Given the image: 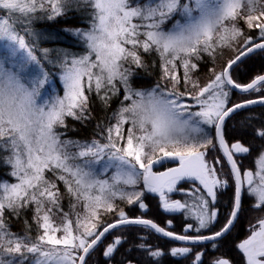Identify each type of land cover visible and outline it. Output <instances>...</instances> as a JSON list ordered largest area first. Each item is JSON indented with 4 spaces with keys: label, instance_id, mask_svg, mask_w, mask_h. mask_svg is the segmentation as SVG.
<instances>
[{
    "label": "snow or ice",
    "instance_id": "6c2138e0",
    "mask_svg": "<svg viewBox=\"0 0 264 264\" xmlns=\"http://www.w3.org/2000/svg\"><path fill=\"white\" fill-rule=\"evenodd\" d=\"M72 12L88 27L62 31L76 38L83 51L38 49L39 40L59 37L37 31V22ZM245 27L256 35H246ZM225 51L236 54L217 71V58ZM153 53L167 83L134 87L136 70L147 72L144 56ZM205 57L213 67L211 79L201 86L194 73ZM252 57L264 58V0H0V169H5L0 176V264H94L101 248L106 264H112L133 235L139 242L126 252L142 250L147 259L123 256L121 264H160L165 255L192 256V264H205L203 247L208 242L213 251L221 246L245 198L262 215L236 248L245 264H264V121L256 125L243 116L233 128L240 138L232 142L225 128L226 119L264 106V74L243 84L233 78ZM45 63L59 68L63 95L49 90L54 74ZM233 91L260 95L229 105ZM93 93L105 113L114 98L119 107L96 122L99 139L67 137V118L81 123L95 118ZM247 137L251 140L244 142ZM253 148L254 169L244 168L238 158L251 155ZM209 149L220 151L227 171L219 156L209 158ZM165 161L176 166L154 171ZM230 180L232 205L221 223L218 193ZM182 182L190 187H178ZM146 193L157 195L164 212L183 216L182 233L168 230L171 220L161 226L130 216L121 206L147 212ZM28 211L31 223L25 216L23 233L13 232L9 215L20 219ZM140 229L180 243L165 252L147 243ZM194 246L202 250L193 253ZM207 264L235 262L214 256Z\"/></svg>",
    "mask_w": 264,
    "mask_h": 264
},
{
    "label": "trees",
    "instance_id": "16d2710c",
    "mask_svg": "<svg viewBox=\"0 0 264 264\" xmlns=\"http://www.w3.org/2000/svg\"><path fill=\"white\" fill-rule=\"evenodd\" d=\"M37 31L46 32V33H55L59 37L58 39H43L37 42L38 49L40 48H65L74 53H80L83 51L82 44L70 34L64 33L62 30L65 28H87L88 23L86 20L82 19L80 14L76 12L69 13L68 16L64 18H58L54 21H39L35 25ZM245 34L246 35H256L255 30H248L245 27ZM26 39H28L26 37ZM228 51H225V54L222 58H217V63L215 65L216 70H218L222 63H224L225 56L227 55ZM38 57H41L42 54L39 50L35 53ZM54 56V54H53ZM233 56H230L232 58ZM52 58V57H50ZM145 61L148 63V71L145 72L142 69H137L136 71L139 73L137 77L133 78L134 87L139 88H150L153 87L157 81H160L162 84H166L167 81L161 80V71H160V62L159 59L156 57L155 53L151 56L145 54L144 56ZM156 60L155 65L152 64V61ZM45 68H47L51 73H53L52 79L60 85L59 82V68H52L47 63L44 64ZM213 67L211 60L208 57H205L204 62L200 64L199 70L194 73V75L199 76L200 84L203 86L208 80L211 79V75L209 73V69ZM180 73L182 75L183 70L180 69ZM258 74H264V58L261 57H252L251 59H246L243 64H241L240 68L233 74V78L237 80L239 83H248ZM183 85V81L181 82ZM60 89V88H59ZM181 91H183V86H181ZM189 91H195L194 89H189ZM260 94L252 93H241L239 91H233L231 93V97L229 100V105L241 102L247 99H257ZM122 96V94H121ZM90 106L94 115V119L81 123L72 119L71 117L67 118L66 123L68 125L67 129V137L77 138L81 140H91L94 136L99 139V136L96 134V122L104 117L107 119L108 116L112 114L118 107H119V99L114 98L111 102V106L105 113L101 109L100 101L98 100L95 93L92 94L90 97ZM243 116H251L252 123L259 125L262 121H264V106L256 105L251 106L250 111H243L240 115L232 116L228 118L225 122L226 128V137L232 142L234 139L240 138L239 133L233 131V128H238L239 125L237 121L241 120ZM127 125L125 126V131L127 130ZM251 140V137L245 138L244 142ZM260 141H256V144L259 145ZM257 154L256 149L253 148L251 155L255 157ZM215 156H219L221 159V164H223L225 171H227L228 166L224 161V158L220 151L217 149L213 152L209 149V158L212 159ZM253 159V158H252ZM176 162H169L165 161L163 165H158L157 169H164L166 167H172L175 165ZM243 167L244 168H251L254 169L253 160L247 159L243 160ZM243 170V168H242ZM5 169H0V176L3 175ZM8 179H11L10 177ZM232 182L230 180V186L221 193H218V199L216 203V207L219 209L218 220L222 223L230 211L232 205V197L234 188L231 186ZM60 190L63 193L65 191L63 183L59 182ZM179 187L182 188H189L190 184L182 182ZM172 197L174 199H182L179 194H173ZM144 202L148 205V210L145 212L143 209H139L136 205L126 206L121 205L124 207L125 211L128 212L130 216H144L145 218L153 219L156 223L161 226H166V221L171 220L172 226L168 228V230L175 231L177 233H182L183 229L186 225V221L180 214H172L164 212L158 206V197L156 194L146 193L145 197H143ZM65 210H67L68 199L65 197L64 201ZM6 215H9L6 213ZM260 212H255L250 209V201L249 199L245 198L242 204V212L239 214L237 221L234 224V227L230 231L226 237L222 238L221 246L216 250L213 251L210 248V243L208 242V246L203 247V251H205V264H207L208 260L214 256H226L235 262V264H245L243 255L239 252L236 248V245L245 239L249 235V225L256 222V220L261 216ZM27 217L29 222L31 223L32 220V213L31 211L22 213L20 219H16L9 215L11 230L13 232L23 233V220L24 217ZM106 219H112V216L105 217ZM191 223H195L194 221H187ZM140 235H147L148 241L147 243L153 246H159L165 252H167L172 246H177L180 242L172 241L169 238L153 234V233H145L142 229L138 230ZM35 233L33 232V235ZM117 235H124V233H117ZM112 239L111 236L108 237L107 242H110ZM139 239L138 236H129L128 241L124 245V247L119 249V252L115 256L112 264H121V260L123 256H127L129 259H133L134 261H145L147 258L143 254L142 250L133 248L131 253L126 252V249L132 247L134 244L138 243ZM102 248L98 249L95 253L94 257V264H106L105 258L102 256ZM201 246H194L193 253L201 251ZM193 257L189 256L187 258H177L171 257L170 255H165L160 260V264H192Z\"/></svg>",
    "mask_w": 264,
    "mask_h": 264
},
{
    "label": "rangeland",
    "instance_id": "374dc122",
    "mask_svg": "<svg viewBox=\"0 0 264 264\" xmlns=\"http://www.w3.org/2000/svg\"><path fill=\"white\" fill-rule=\"evenodd\" d=\"M170 23H171V22H170ZM235 54H236V53H234V52L228 51V52H227V55L225 56V58H223V60H225L224 63L229 59L230 56H234ZM224 63L221 64L222 67H223V64H224ZM222 67H220L217 71H219ZM59 82H60V80H59ZM59 88H60V89H59ZM49 90H50V91H59V94H60V95H63V85H62L61 82H60V85H59V84H57L56 81L53 80V84L49 86ZM178 187H179V186H178ZM172 198H173V197H172ZM173 199H174V198H173Z\"/></svg>",
    "mask_w": 264,
    "mask_h": 264
},
{
    "label": "flooded vegetation",
    "instance_id": "af4514ba",
    "mask_svg": "<svg viewBox=\"0 0 264 264\" xmlns=\"http://www.w3.org/2000/svg\"><path fill=\"white\" fill-rule=\"evenodd\" d=\"M252 158H253L252 156H247V157H239L238 159H241V160H244V159H245V160H247V159L249 160V159H251V160H253ZM175 165H176V164H175ZM175 165H173V166H175ZM173 166H172V167H173ZM166 168H168V167H166ZM166 168H164V169H157V168H155V171H163V170H165ZM229 184H230V181H229Z\"/></svg>",
    "mask_w": 264,
    "mask_h": 264
},
{
    "label": "water",
    "instance_id": "95a60500",
    "mask_svg": "<svg viewBox=\"0 0 264 264\" xmlns=\"http://www.w3.org/2000/svg\"><path fill=\"white\" fill-rule=\"evenodd\" d=\"M253 106H256V105H253ZM227 120V119H226ZM226 122V121H225ZM159 165V164H158ZM158 165H155L154 166V171H155V168L158 166ZM176 166V165H175ZM175 166H173V167H175ZM164 171V170H163Z\"/></svg>",
    "mask_w": 264,
    "mask_h": 264
}]
</instances>
